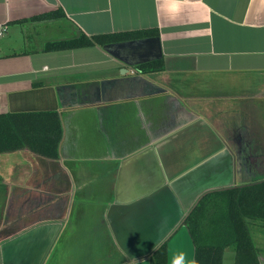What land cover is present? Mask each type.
<instances>
[{
	"label": "crops",
	"instance_id": "1",
	"mask_svg": "<svg viewBox=\"0 0 264 264\" xmlns=\"http://www.w3.org/2000/svg\"><path fill=\"white\" fill-rule=\"evenodd\" d=\"M2 30L0 115L55 111L62 139L57 159L8 156L22 161L0 176V264H150L165 243L168 264H194L183 224L200 196L264 182V0H0ZM140 30L122 58L43 52Z\"/></svg>",
	"mask_w": 264,
	"mask_h": 264
},
{
	"label": "trees",
	"instance_id": "2",
	"mask_svg": "<svg viewBox=\"0 0 264 264\" xmlns=\"http://www.w3.org/2000/svg\"><path fill=\"white\" fill-rule=\"evenodd\" d=\"M62 17L64 13L58 10L21 23ZM152 33L150 30L97 36L79 33L72 39L47 42L43 52L104 47L145 38ZM154 35L158 36V32L154 31ZM61 139V120L55 111L0 115V154L27 150L53 160L58 158ZM257 225H264V182L205 195L183 224L195 247L194 264H223L228 248L236 254L235 264H260L261 250L256 247L251 233ZM150 264H168L167 243L152 255Z\"/></svg>",
	"mask_w": 264,
	"mask_h": 264
},
{
	"label": "rangeland",
	"instance_id": "3",
	"mask_svg": "<svg viewBox=\"0 0 264 264\" xmlns=\"http://www.w3.org/2000/svg\"><path fill=\"white\" fill-rule=\"evenodd\" d=\"M64 25V24H63ZM51 28V27H50ZM70 28L69 27H66L65 25H64V29L62 30V31H60L59 33H60V35H62V36H59V37H61V39H67L68 37H70V36H67L66 35V33H68V30H69ZM41 33V32H40ZM38 39V42H37V44L35 45L34 44V42H33V44L31 43L30 44V40L29 39H27L26 40V48L27 49H30V48H34L35 46H37L38 47V45H41L42 43H44L45 41H49L50 40V37H49V32L48 31H44V33H42V34H40L39 35V37H37ZM1 39V38H0ZM35 39H36V37H35ZM24 44V45H25ZM18 45V47H20L19 46V44H17ZM23 45V46H24ZM30 45V46H29ZM20 49V48H19ZM9 155H12V154H10V153H3V154H0V157H2V158H4V159H2V158H0V176H2L3 178H5V179H7L8 178V175L9 176H11V172H12V169H11V166L12 165H14V164H18V163H21V161H22V158L21 157H19L18 155H16V156H13V157H8ZM6 158L7 159H9V162L11 163H9L7 160H6ZM255 231L256 230H253L252 229V237H253V240H254V243H255V245L256 246H258L259 245V242L257 241V234L255 233Z\"/></svg>",
	"mask_w": 264,
	"mask_h": 264
},
{
	"label": "water",
	"instance_id": "4",
	"mask_svg": "<svg viewBox=\"0 0 264 264\" xmlns=\"http://www.w3.org/2000/svg\"><path fill=\"white\" fill-rule=\"evenodd\" d=\"M132 42H127V43H115V44H109L104 46V50L108 53H110L111 55L115 56L116 58H122L121 53H119L118 51L120 49H123L126 46H130ZM226 153L225 150L222 151L221 154ZM212 160H215L214 158ZM211 161V160H210ZM209 163V162H207ZM185 176V175H184ZM180 179V178H179ZM208 194V192H205L202 196H200V198L197 200L196 204L193 206V208L190 210V213L196 208V206L199 204V202L202 200V198ZM189 213V214H190ZM189 214L184 218L187 219V217L189 216ZM185 221V220H184Z\"/></svg>",
	"mask_w": 264,
	"mask_h": 264
},
{
	"label": "clouds",
	"instance_id": "5",
	"mask_svg": "<svg viewBox=\"0 0 264 264\" xmlns=\"http://www.w3.org/2000/svg\"><path fill=\"white\" fill-rule=\"evenodd\" d=\"M172 264H181V261L180 260H177V259H173Z\"/></svg>",
	"mask_w": 264,
	"mask_h": 264
},
{
	"label": "built area",
	"instance_id": "6",
	"mask_svg": "<svg viewBox=\"0 0 264 264\" xmlns=\"http://www.w3.org/2000/svg\"><path fill=\"white\" fill-rule=\"evenodd\" d=\"M5 31H6V30H2V31L0 32V36H3V34H4Z\"/></svg>",
	"mask_w": 264,
	"mask_h": 264
}]
</instances>
